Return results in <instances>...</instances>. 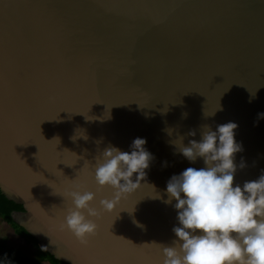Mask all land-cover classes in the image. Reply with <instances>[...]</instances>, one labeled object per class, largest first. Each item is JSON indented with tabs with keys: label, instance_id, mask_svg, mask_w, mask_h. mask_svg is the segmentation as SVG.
I'll return each mask as SVG.
<instances>
[{
	"label": "water",
	"instance_id": "1",
	"mask_svg": "<svg viewBox=\"0 0 264 264\" xmlns=\"http://www.w3.org/2000/svg\"><path fill=\"white\" fill-rule=\"evenodd\" d=\"M260 114L264 0H0V191L63 264H162L155 244L180 226L167 183L206 167L180 147L204 125L236 123L243 187L264 174ZM136 138L153 157L146 177L103 212L113 189L97 191L96 157ZM75 185L101 211L87 244L62 227Z\"/></svg>",
	"mask_w": 264,
	"mask_h": 264
},
{
	"label": "clouds",
	"instance_id": "2",
	"mask_svg": "<svg viewBox=\"0 0 264 264\" xmlns=\"http://www.w3.org/2000/svg\"><path fill=\"white\" fill-rule=\"evenodd\" d=\"M260 116L264 118V114ZM237 127L228 122L213 131L204 125L199 142L193 139L188 146L180 147L188 161L202 159L206 167H188L167 183L165 202L176 201L180 226L173 228L177 239L171 245L153 243L162 250V264H264V174L246 181L243 187L234 186L235 155L242 151L235 140ZM189 135L196 133L193 130ZM145 144L142 138L134 139L131 152L109 145L96 157L93 168L97 191L113 189L111 199L99 202L103 212H112L122 199L140 188L153 159ZM66 196L72 207L62 227L87 244L98 228L93 218L101 215L90 206L95 194L75 185Z\"/></svg>",
	"mask_w": 264,
	"mask_h": 264
},
{
	"label": "trees",
	"instance_id": "3",
	"mask_svg": "<svg viewBox=\"0 0 264 264\" xmlns=\"http://www.w3.org/2000/svg\"><path fill=\"white\" fill-rule=\"evenodd\" d=\"M22 205L6 198L0 191V218L9 224L15 233L21 236L29 244H33L37 251L36 258H27L20 250L13 249L5 238L0 239V264H40L41 261H46L49 264H63L55 259L47 251H42L38 247L37 240L30 235L22 226L14 221L13 215L16 212H23Z\"/></svg>",
	"mask_w": 264,
	"mask_h": 264
},
{
	"label": "rangeland",
	"instance_id": "4",
	"mask_svg": "<svg viewBox=\"0 0 264 264\" xmlns=\"http://www.w3.org/2000/svg\"><path fill=\"white\" fill-rule=\"evenodd\" d=\"M5 238L8 244L16 250H20L27 258L35 259L37 248L33 244L26 242L21 236L17 235L13 228L0 218V239ZM40 264H49L41 261Z\"/></svg>",
	"mask_w": 264,
	"mask_h": 264
}]
</instances>
